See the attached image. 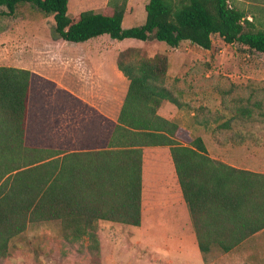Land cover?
I'll return each instance as SVG.
<instances>
[{"label": "trees", "instance_id": "trees-1", "mask_svg": "<svg viewBox=\"0 0 264 264\" xmlns=\"http://www.w3.org/2000/svg\"><path fill=\"white\" fill-rule=\"evenodd\" d=\"M128 0H107L105 11L86 9L69 16L68 0H0V15L25 4L52 14V36L83 42L107 34L112 39H156L172 48L188 41L210 49L211 36L264 53V19L229 0H148L145 19L122 27ZM264 11V5H256ZM118 53L116 66L128 80L127 92L108 147L64 152L25 143L31 71L0 65V258L29 223L58 220L66 241L86 238L97 248L100 220L140 226L142 150L169 148L197 248L229 252L264 228V169L250 171L210 157L201 137L179 132L176 122L157 113L164 99L178 105L165 86L168 56ZM236 104L231 118L251 121V103ZM183 139L187 140L184 141ZM181 141L186 142V144Z\"/></svg>", "mask_w": 264, "mask_h": 264}, {"label": "rangeland", "instance_id": "rangeland-1", "mask_svg": "<svg viewBox=\"0 0 264 264\" xmlns=\"http://www.w3.org/2000/svg\"><path fill=\"white\" fill-rule=\"evenodd\" d=\"M147 1L128 0L123 28L144 22ZM229 1L242 8L248 14V19L252 20L251 15L256 18V23L259 18L264 19V11L256 6L264 5V0ZM106 4L107 0H68L67 14L75 16L86 9L105 11ZM5 10L4 6H0L1 12ZM53 25L52 14L45 15L28 4L19 7L14 15H0V65L31 71L26 145H51L48 140L42 139L50 135L49 107L66 98L65 91L61 89L102 84L94 69L86 70L84 63H79V55L81 58L85 54L92 55L91 60L103 64L109 72V63L116 62L122 47L135 48V58L152 56L157 52L168 56L165 86L182 89L189 97L190 104L179 112L183 114L182 121L194 128V135L201 132L203 123H221L222 126L232 121L230 109L236 104L233 99L239 98L243 104L256 103V106L250 124L237 126V129L246 132L250 129L264 144V53L249 50L241 44L226 43L217 34L211 36L210 49L188 41H182L178 47L172 48L156 39L117 40L107 34L79 42L84 44H73L54 39ZM132 41L139 42L127 46ZM77 63L79 67L82 66L81 76L74 77ZM205 100L208 102L206 106ZM34 132L40 136L37 145L31 141ZM198 135L205 138L203 134ZM158 164L160 170L166 172L164 176H167V163L161 159ZM146 168L148 171L144 182L145 185L149 183L150 187L144 194L145 202L150 203L141 206L140 226H123L119 223L109 235L98 237L97 248H90L86 238L75 242L63 239L58 220L32 222L11 241L9 253L0 258V264H264V231H260L252 245L240 244L229 252L213 246L207 253L200 252L194 231L190 224H186L187 209L177 201L181 197L177 178L176 183L172 179V184L167 188L162 182L160 184L161 178H154L161 174L153 171L156 166L151 161ZM168 180L171 182V178ZM153 201L155 204H152ZM188 221L190 223L189 217ZM184 233L187 237L183 236Z\"/></svg>", "mask_w": 264, "mask_h": 264}, {"label": "crops", "instance_id": "crops-1", "mask_svg": "<svg viewBox=\"0 0 264 264\" xmlns=\"http://www.w3.org/2000/svg\"><path fill=\"white\" fill-rule=\"evenodd\" d=\"M125 39L135 38H124L122 40ZM136 42L139 41H132V44L127 43V46L133 45ZM68 43L84 44L79 42ZM124 48L125 47H122V50ZM75 55H77L76 52ZM79 57V63L83 62L86 70L89 69V71H92V69H94L96 74H99V81L102 84H100L99 86L90 85L88 87H85L86 85H82L74 86V89H61L65 91L66 98L63 101L58 102V104L49 107L51 122L48 127V132H50V135L49 138L42 139L44 141L48 140V142L52 146L43 145V147H51L53 149L64 152L93 151L108 147V142L111 133L113 131L114 125L117 123V118L119 116V112L127 92L128 80L118 70L115 61L109 63V69H107L109 70V72H107L103 64H97L95 60H91L92 55L85 54L83 56L84 58H81V55H79ZM81 67L82 66H78V63L75 65L73 74L74 77L81 76ZM113 77L117 80L115 81ZM170 90L174 98L177 100L178 105L170 102L167 99H164L161 102L159 108L157 109V113L168 120L176 122L179 126L178 134H180L182 130L185 131L190 137H201L198 134H203L205 138H201L205 144L207 153L210 157L218 159L236 168L256 172L263 171L264 144L259 141L255 137V135H253L250 129L248 132L244 131L241 128L237 129V126H246L247 124H250V121L232 118V121L223 123L222 126H220L221 123H203L201 124L203 126L201 132H198L197 135H194V128L192 126H189L188 124H185L182 121L183 114L179 112V110H183L190 104L188 101L189 97H187V94L183 92L182 89ZM192 96L193 99L196 98L194 94ZM207 101H209V99H207ZM207 101H204L205 106L208 104ZM198 104H200V102ZM192 115L193 113L191 112L190 116ZM26 132L27 130L25 129V140ZM39 140L40 136L36 132H34L31 135V141H34V145H37L36 142H39ZM181 142L186 144V142L184 141ZM161 159L167 163V176H164L166 172L163 173L158 166V162ZM150 161L156 166L153 171L157 170L161 174V176H154V178H161L160 184L162 182L164 186L168 188L172 184V179L176 183V176L174 173L175 171L171 160L169 148L167 146L143 147L141 198L142 207H144L145 203L147 202V200L145 202L146 195L144 193L145 191L148 192V189L150 187L149 183L145 185L144 182L145 175L148 171V168H146V166L149 165ZM170 178L171 182H169L168 180ZM179 198L180 199H177V201L183 204V208H185L186 205L182 196ZM149 203L147 202L148 205ZM153 203L155 204V201H153L152 204ZM188 217L186 224H190L191 229L193 231L191 221L189 223ZM118 224L119 223L117 222L100 220L99 228L97 230L98 237L109 235L111 231H114V226H117ZM186 228L188 230L187 226ZM260 231H264V228ZM260 231L247 237L240 244L252 245L253 243H255L257 235L260 233ZM183 236L187 237L185 233L183 234ZM190 237L191 241H193L192 234L190 235ZM240 244L236 247L240 246Z\"/></svg>", "mask_w": 264, "mask_h": 264}]
</instances>
